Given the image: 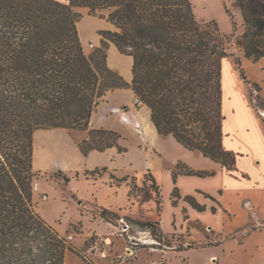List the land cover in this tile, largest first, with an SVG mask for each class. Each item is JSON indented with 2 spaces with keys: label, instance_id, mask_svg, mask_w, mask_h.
Segmentation results:
<instances>
[{
  "label": "trees",
  "instance_id": "obj_1",
  "mask_svg": "<svg viewBox=\"0 0 264 264\" xmlns=\"http://www.w3.org/2000/svg\"><path fill=\"white\" fill-rule=\"evenodd\" d=\"M234 4L243 19L235 44L246 59L259 62L264 59V0ZM79 8H89L91 15L110 10L107 21L116 27L99 32L101 47L90 56L79 36ZM233 37L214 21H198L190 0H0V264H66L74 252L36 210L34 134L40 129L83 131L87 136L78 145L85 156L113 147L125 153L120 134L90 129L94 111L109 92L131 88L150 109L160 136H172L228 173L237 172L239 155L223 144V61ZM110 43L134 58L131 84L108 67ZM235 62L240 70V59ZM240 76L248 82L242 69ZM215 174L180 162L172 177L176 183L179 176ZM147 176L160 209L161 187L151 173ZM51 177L64 184L72 179L60 170ZM110 177L117 185L127 181ZM173 198H180L178 188ZM185 200L199 212L206 210L192 196ZM110 215L118 217L100 208L103 220L111 222Z\"/></svg>",
  "mask_w": 264,
  "mask_h": 264
},
{
  "label": "rangeland",
  "instance_id": "obj_2",
  "mask_svg": "<svg viewBox=\"0 0 264 264\" xmlns=\"http://www.w3.org/2000/svg\"><path fill=\"white\" fill-rule=\"evenodd\" d=\"M190 1L198 21H214L223 34H234L229 57L223 61V108L226 127L238 132L237 146L250 153V157L240 160L244 170L228 176L182 177L181 189L171 173L159 171L151 163L149 155L156 150L142 139L143 127L142 134L138 133L141 138L138 155L130 153L139 168L112 173L118 179H127L120 185L114 184L109 172L98 175L96 182L76 180L70 190L82 203L74 202L69 194L48 182L56 171H36L32 163L34 178L46 183V190L34 202L36 210L74 248V252L68 253L66 264H264V187L261 186L264 183V59L256 63L246 59L235 44V38L243 33V19L235 0ZM84 10L90 14L89 8ZM110 13L105 9L92 16L107 19ZM92 46L84 50L88 56L97 49ZM236 58L240 59V70L248 82L241 79ZM237 82L240 95L235 88ZM244 102L257 121L250 117ZM144 106L135 107L134 112L139 113ZM70 132L87 135L83 131ZM241 172L248 173L250 178ZM149 173L161 187L160 209L155 203ZM195 185L217 194L222 201L201 188L196 189L195 193L210 206L203 212L197 211L185 200ZM175 188L180 198H173ZM44 195L47 200H43ZM94 200L105 206H117L121 210L116 213L118 217L110 215L111 222L103 220ZM246 200L254 202V209L245 206ZM147 222L152 224H141ZM239 236L242 237L230 239Z\"/></svg>",
  "mask_w": 264,
  "mask_h": 264
},
{
  "label": "crops",
  "instance_id": "obj_3",
  "mask_svg": "<svg viewBox=\"0 0 264 264\" xmlns=\"http://www.w3.org/2000/svg\"><path fill=\"white\" fill-rule=\"evenodd\" d=\"M55 1L63 4L69 3V0ZM77 11L83 14V18L78 23V31L85 51L87 46L90 44H92L94 48L101 47L102 37L99 34L100 31H116V27L107 21V19H101L99 17L92 16L88 13V10H84V8H79ZM107 65L111 70L117 72L121 77H123L127 83H132L134 58L121 53L117 46L113 43H110L109 49L107 51ZM235 88L240 95L241 92L238 82L235 83ZM134 100L135 94L131 88L117 89L113 92H109L96 108L90 120V129L92 130H107L120 134L122 139L120 140L119 144L126 148L127 151L125 153H120L117 147H113L107 149L104 152L92 151L88 156H85L79 148L78 143L87 135H76L75 133L66 129H40L34 134L33 168L36 171L60 170L68 176H71L72 179L68 184H64L60 179H52L51 181H47L50 184H56V186H58L63 193L69 194L71 199L77 203L82 202L75 198V195L70 190V185L73 184V182H76V180H80L82 178L89 182H96L99 178L98 176L86 177L84 176L85 172H93L97 169L105 168L111 175L112 173L122 172L125 169H134L135 167L139 168V166L135 165L134 155L132 154V156H130V153L136 152L138 155L139 141L141 138L139 137L138 131L132 125H129L120 119V116L117 114L116 110L118 108H122L135 114L137 121L141 124L144 130L142 139L153 145L155 150L158 152L156 153V151H153V154L151 153L149 155V159L154 167L159 171L167 170V172L171 173L172 175L176 166L182 162L196 171L215 172L216 176L220 174L228 176L229 173L222 167L221 164L204 157L201 153L192 152L186 149L172 136H160L155 125L151 121L150 109L147 106H144L141 108V111L136 114V112H134ZM245 106L247 112L250 114V117L257 121L251 112V109L246 104ZM223 131L225 134V139L223 142L224 147L227 150L240 155L239 159L237 160L238 170H244V167L240 164V160L242 157H250V153H248V151H243L242 148L237 146L235 141L238 137V134H236L238 132L234 130V128H227L225 123ZM256 159H258L257 156L255 157V160ZM257 164H259V162ZM75 173H79L80 176L78 178H73ZM241 173H243L244 176L250 178L248 173ZM182 177L193 176H179L177 178V182L180 188L182 187ZM261 186L264 187V183ZM192 187H194L193 190L185 195V197L192 196L200 205L205 206L206 208L210 207L205 199L199 197L198 194L195 193V190L200 189L201 187L199 185ZM45 190L46 183L41 181L39 183V191L33 194V201H37L38 194L41 197L43 191ZM201 191L206 192L213 198H217V194L215 193L210 194L203 188H201ZM217 200L222 201V197L218 196ZM94 203L97 204L99 209L105 208L114 213L121 211L117 210V206L112 204L105 206L97 200H94ZM88 205L92 206L91 204ZM245 206L250 209H254V202L252 200H246ZM242 236L245 237L244 235ZM242 236L230 239H239Z\"/></svg>",
  "mask_w": 264,
  "mask_h": 264
},
{
  "label": "built area",
  "instance_id": "obj_4",
  "mask_svg": "<svg viewBox=\"0 0 264 264\" xmlns=\"http://www.w3.org/2000/svg\"><path fill=\"white\" fill-rule=\"evenodd\" d=\"M93 47V46H92ZM142 102L140 99L138 98H135L134 100V106L135 107H140L142 106ZM117 114L120 116V119L129 124V125H132L137 131L138 133L142 134V126L141 124L137 121L136 117H135V114L133 112H128L126 111L125 109H122V108H118L116 110ZM32 188H33V191L34 192H38L39 191V182L37 179H34L33 180V183H32ZM43 200H47V195H44L43 196Z\"/></svg>",
  "mask_w": 264,
  "mask_h": 264
}]
</instances>
